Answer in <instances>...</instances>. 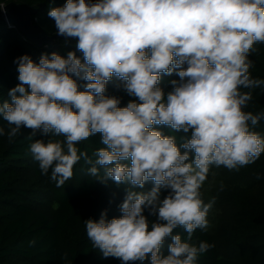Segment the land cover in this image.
<instances>
[{"label":"clouds","instance_id":"1","mask_svg":"<svg viewBox=\"0 0 264 264\" xmlns=\"http://www.w3.org/2000/svg\"><path fill=\"white\" fill-rule=\"evenodd\" d=\"M48 16L57 35L76 40L83 62L75 51L42 54L38 63L19 57V83L0 103L9 125L0 136L11 140L22 128L29 140L63 136L29 148L57 187L81 160L90 177L127 186L120 217L105 211L84 221L103 257L129 264L150 254V264H196L212 247L191 242L196 229L209 227L215 197L206 202L202 188L211 169L239 170L264 153V137L253 130L264 112L245 111L253 97L242 90L264 85L252 77L249 59L264 43V0H66ZM174 71L179 81L165 95L161 76ZM113 76L137 99L121 107L119 97L106 95ZM73 77L87 82L82 91ZM155 125L191 136L177 145ZM98 133L104 147L80 150ZM149 181V191L136 190ZM178 227L184 238L173 234Z\"/></svg>","mask_w":264,"mask_h":264},{"label":"trees","instance_id":"2","mask_svg":"<svg viewBox=\"0 0 264 264\" xmlns=\"http://www.w3.org/2000/svg\"><path fill=\"white\" fill-rule=\"evenodd\" d=\"M11 1L37 8L34 22L49 35L55 36V40L52 44H35L17 24L9 23L3 16V8L0 9V103L10 101L8 92L19 83L18 58L23 55H29L38 63L42 54L50 56L56 52L66 58L69 51H75L83 62V54L76 49V40L57 35L55 22L48 16L50 9L63 7L66 0H0V5L4 7ZM254 48L249 56L253 62L250 72L253 78L264 79V43H256ZM73 78L77 79L82 91L87 82ZM173 80L179 81L176 71L161 76L159 87L165 95L172 90ZM122 84L113 76L106 85L105 94L119 97L120 106L124 107L137 98L129 96ZM242 90L251 91L253 97L245 111H252L253 114L264 112V85ZM0 126L5 131L9 128L2 117ZM154 130L166 136H175L177 145L191 136V131H173L164 125H155ZM253 130L264 137V119ZM29 135L30 130L22 128L11 140L7 135L0 136V264H122L117 258L103 257L98 249L93 248L84 221L90 218L99 220L105 211L108 219L120 217V205L127 194V186L111 179L100 182L90 177L87 174L89 166L81 160L74 166L73 177L62 187H57L50 179L51 170L47 175L42 174L29 148L36 139L63 141L64 137L51 134L41 137L37 134L29 140ZM78 147L91 155L104 145L98 133ZM242 168L245 172L258 173L260 177L245 187L237 185L240 189L228 193L226 197L223 207L226 210V225L219 226L223 230L226 248H215L214 234L196 229L191 242L197 246L200 242L212 245L198 256L196 264H264V153L254 163ZM152 187L153 183L149 181L143 189L136 190L145 192ZM145 215H148L147 210ZM149 219L154 218L149 216ZM173 234L182 238L186 236L179 227ZM33 240L35 244L30 245ZM170 243L171 237L165 241V253ZM129 264H150V254L144 261Z\"/></svg>","mask_w":264,"mask_h":264},{"label":"rangeland","instance_id":"3","mask_svg":"<svg viewBox=\"0 0 264 264\" xmlns=\"http://www.w3.org/2000/svg\"><path fill=\"white\" fill-rule=\"evenodd\" d=\"M212 173H215L213 176ZM258 173L245 172L244 168L239 170H228L223 166L216 168L213 167L209 174L208 180L202 188L203 198L207 202L210 198L215 197V204L208 214L209 227L203 232L214 234V246L217 249L226 248L223 230L219 226H225L226 210L225 206L226 197L234 190H239L240 187H245L249 183L255 182L259 179ZM237 185H241L237 188ZM150 189H146L145 192ZM165 190L161 191V198H163ZM224 220V222H223ZM226 228V227H225Z\"/></svg>","mask_w":264,"mask_h":264},{"label":"water","instance_id":"4","mask_svg":"<svg viewBox=\"0 0 264 264\" xmlns=\"http://www.w3.org/2000/svg\"><path fill=\"white\" fill-rule=\"evenodd\" d=\"M37 8H29L25 4L11 1L3 7V16L9 23H15L19 29L35 44L42 46L52 44L55 36L49 35L38 23L34 22L33 16L37 14Z\"/></svg>","mask_w":264,"mask_h":264}]
</instances>
